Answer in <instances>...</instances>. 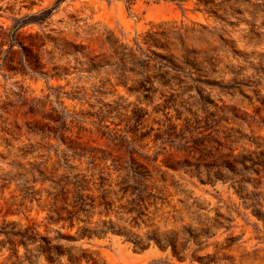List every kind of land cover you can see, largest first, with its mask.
I'll return each mask as SVG.
<instances>
[{
  "label": "rangeland",
  "instance_id": "rangeland-1",
  "mask_svg": "<svg viewBox=\"0 0 264 264\" xmlns=\"http://www.w3.org/2000/svg\"><path fill=\"white\" fill-rule=\"evenodd\" d=\"M215 2L212 13L197 0H0L3 27L53 7L47 23L21 28L24 43L47 35L40 67L20 65L19 53L6 62L20 46L0 35V264H47L41 238L94 228L103 188L111 204L100 218L115 229L218 225L206 242L235 236L237 262L262 259L252 250L264 248V0ZM158 26L163 47L151 49L182 68L181 83L135 66L150 54L135 41ZM74 184L95 207L69 216ZM133 235L58 243L100 264L169 258Z\"/></svg>",
  "mask_w": 264,
  "mask_h": 264
},
{
  "label": "trees",
  "instance_id": "trees-1",
  "mask_svg": "<svg viewBox=\"0 0 264 264\" xmlns=\"http://www.w3.org/2000/svg\"><path fill=\"white\" fill-rule=\"evenodd\" d=\"M222 1L228 2L229 0ZM197 2L205 4L207 6V11L212 13H215L213 7L216 8L218 6L215 0H197ZM52 10L53 7L46 8L39 10L35 14L24 15L21 18H13V23L10 27H3L0 25V35L9 36L11 42L18 43L20 46L19 52L12 48L13 45L9 46L7 53L13 55L8 56L6 62H12L14 60V54L19 53L16 54V60L20 65L29 66L30 68L40 67V54L38 53V49H41V47L45 44L44 38L47 37V35L45 33L37 32L33 34L30 33L27 35V43H24L22 41L23 36L21 34V28L32 23L39 25L47 23V21L50 19ZM7 29L9 32H6ZM166 33L167 29L158 26L156 30L147 33L141 41H135L136 49L141 50V44H145L146 49L150 53L149 55L145 54L147 56L146 60L135 59V66H138L142 72L149 71V73H147L148 75H146V78L150 79L151 81L154 79L163 84H171L174 82L181 83L183 82L181 79L182 68L171 59V56H167V59L170 62L168 64L158 61L156 58H164V55H161L154 49H151V46L163 47L159 42L158 37L163 36ZM73 47L76 48V46ZM150 60H153L154 63L150 64ZM42 125H44V127H48L45 124ZM74 188L75 194L73 195L74 198L72 200L73 209L67 210L69 216L77 215L79 212L84 211L85 205L89 207L90 212V209L95 207L93 196L87 193L84 194V188L81 185L75 186L74 184ZM107 193L108 191L103 188L98 194L99 204L102 205L104 209L97 212L99 219L95 221L94 228L91 229L84 225L80 226L77 229L78 234L76 238L68 234L60 233H57V236L53 239L46 237L41 238L40 243L37 245V249L39 248L38 251L42 254L47 264H81L82 262H86L88 264H100L99 257H94L91 254H87L86 250L84 249H76L73 246L63 247L62 244L58 243L60 239L69 241L84 237L91 238L92 236L96 234H102L107 230L117 232L125 236H128V234L131 236L133 235L130 233V231H127L126 233V231H124L122 228L115 229L110 225L112 223L110 220L106 221L100 218L103 214L108 213V208L111 204V201L107 198ZM86 198H88V201H86ZM134 210L135 209H127V212L132 213ZM141 214L142 212L139 209L136 215L132 217V219H135L134 224L136 226H139L140 224L138 220L141 218ZM90 216L91 215H89L88 218H90ZM59 220H61L60 217ZM69 220L70 223L68 227L72 228L74 221L72 219ZM77 220L83 219H79V217H77ZM89 220L90 219H88V221H83L91 222ZM143 224L148 228V230L141 237H139L137 234L133 235L135 245L140 248H144L153 244L161 251H166L169 253L168 259L163 261L153 260L146 264H243L237 262L234 255L232 254V244L236 239L235 236L228 235L222 242H206L208 237L214 236L219 228H221L218 227V225L215 226L211 224H203L199 227L183 226L160 230L158 227L149 229L150 224L146 223V221H143ZM98 227L100 228L99 230L97 229ZM210 228H215L216 232L211 233ZM94 230H97L98 233H96ZM52 240L55 241L54 244H52ZM259 250L264 252V248H254L252 251L255 253ZM63 256H66L65 263L60 262V259ZM256 264H264V254L262 259Z\"/></svg>",
  "mask_w": 264,
  "mask_h": 264
}]
</instances>
